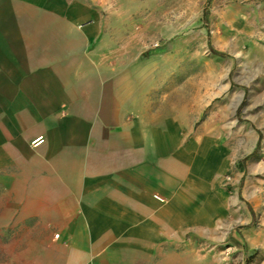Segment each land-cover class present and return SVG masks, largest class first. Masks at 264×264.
Wrapping results in <instances>:
<instances>
[{"label": "crops", "instance_id": "0c3cea01", "mask_svg": "<svg viewBox=\"0 0 264 264\" xmlns=\"http://www.w3.org/2000/svg\"><path fill=\"white\" fill-rule=\"evenodd\" d=\"M149 80L88 0H0V264H196L206 173Z\"/></svg>", "mask_w": 264, "mask_h": 264}, {"label": "rangeland", "instance_id": "374dc122", "mask_svg": "<svg viewBox=\"0 0 264 264\" xmlns=\"http://www.w3.org/2000/svg\"><path fill=\"white\" fill-rule=\"evenodd\" d=\"M88 3L118 51L146 62L149 108L179 123L206 173L181 247L196 264H264V0Z\"/></svg>", "mask_w": 264, "mask_h": 264}, {"label": "built area", "instance_id": "2783aa9c", "mask_svg": "<svg viewBox=\"0 0 264 264\" xmlns=\"http://www.w3.org/2000/svg\"><path fill=\"white\" fill-rule=\"evenodd\" d=\"M56 237H58V235H55Z\"/></svg>", "mask_w": 264, "mask_h": 264}]
</instances>
